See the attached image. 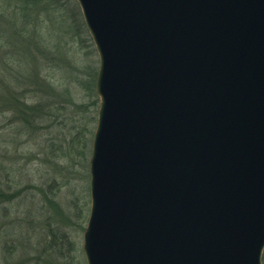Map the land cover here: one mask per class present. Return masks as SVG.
Segmentation results:
<instances>
[{"label":"water","instance_id":"95a60500","mask_svg":"<svg viewBox=\"0 0 264 264\" xmlns=\"http://www.w3.org/2000/svg\"><path fill=\"white\" fill-rule=\"evenodd\" d=\"M96 50L86 264H261L264 0H76Z\"/></svg>","mask_w":264,"mask_h":264},{"label":"rangeland","instance_id":"374dc122","mask_svg":"<svg viewBox=\"0 0 264 264\" xmlns=\"http://www.w3.org/2000/svg\"><path fill=\"white\" fill-rule=\"evenodd\" d=\"M1 4L0 264H86L98 56L76 0Z\"/></svg>","mask_w":264,"mask_h":264},{"label":"trees","instance_id":"16d2710c","mask_svg":"<svg viewBox=\"0 0 264 264\" xmlns=\"http://www.w3.org/2000/svg\"><path fill=\"white\" fill-rule=\"evenodd\" d=\"M4 1H7V0H0V6H4V5L1 4ZM34 109H36L35 106H34ZM21 110H23V109L21 108ZM25 110H30V109H25ZM261 263L264 264V252L262 254Z\"/></svg>","mask_w":264,"mask_h":264}]
</instances>
